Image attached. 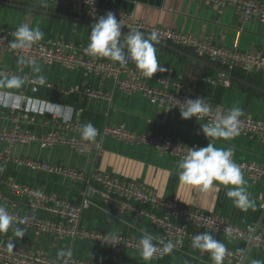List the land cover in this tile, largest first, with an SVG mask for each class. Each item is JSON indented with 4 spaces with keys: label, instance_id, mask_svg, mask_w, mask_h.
Returning <instances> with one entry per match:
<instances>
[{
    "label": "crops",
    "instance_id": "0c3cea01",
    "mask_svg": "<svg viewBox=\"0 0 264 264\" xmlns=\"http://www.w3.org/2000/svg\"><path fill=\"white\" fill-rule=\"evenodd\" d=\"M264 4V0H259ZM98 4L123 11L133 12L135 17L152 25L171 27L188 32L203 39L242 51L259 50L264 53V23L250 18L242 23L231 7L220 8L196 0H97ZM96 21L86 18L82 7L56 6L42 0H0V25L16 29L21 23L39 26L44 37L72 42L78 47L88 44L91 25ZM129 31V30H128ZM128 31L122 32L123 36ZM147 35L146 33H144ZM157 59L167 64L171 78L182 84L192 94L222 104L226 109L238 106L244 114L264 119V77L238 68L229 73V84H225V69L193 53L189 48L159 41L156 44ZM20 55L0 52V71L25 77L20 89H0V128L10 127L13 119L22 130L41 132L54 128L56 120H73L84 124L91 122L96 128L104 125H124L140 134H158L171 140L201 147L213 142L204 138L202 120L196 117L182 119L180 110L168 106L158 108L139 93L126 95L115 89L110 104L101 98L90 97L87 91H108L112 84L108 79L86 73L81 68H68L59 63L42 65L40 74L33 73L28 66L17 63ZM117 63V62H115ZM118 64V63H117ZM43 75L46 82L58 88L41 86L32 93L27 83L29 76ZM72 89V90H71ZM14 112L12 113V110ZM52 127V128H51ZM81 139L79 132L74 133ZM102 149L79 152L69 146L53 145L41 147L36 142L16 143L10 148L9 157L0 159V201L9 212L41 219H53L52 214L38 211L31 213L24 199L8 186L16 182L28 187L42 189L71 202H79L86 183L47 170L32 169L30 161H46L60 164L89 174L93 171L112 174L133 180L159 196L176 197L185 205L197 207L226 217L238 226L252 225L264 231V180L251 182L247 178V190L255 207L241 211L226 196L227 187L219 185V191L201 192L183 184L177 175L180 159L170 155L159 156L148 146L131 145L111 137L101 139ZM217 147L233 148L234 160L255 161L264 164V143L238 135L229 141L216 140ZM8 148V142L0 138V152ZM171 173V175H169ZM81 224L87 228L100 229L108 233L141 236L149 232L158 236V230L146 219L125 215L116 217L106 213L97 204L85 209ZM16 226V225H14ZM25 235L17 238L13 228L0 233V242L27 250L41 249L51 258H59L61 249H70L72 255L93 257L116 264H213L207 252L187 245L183 252H173L159 262L145 261L141 254L131 250H114L109 247H93L87 241L43 234L26 224H18ZM227 249L239 251L241 257L247 244L214 236ZM252 259L264 261V252L250 247L243 264ZM224 264H231L224 260Z\"/></svg>",
    "mask_w": 264,
    "mask_h": 264
},
{
    "label": "built area",
    "instance_id": "2783aa9c",
    "mask_svg": "<svg viewBox=\"0 0 264 264\" xmlns=\"http://www.w3.org/2000/svg\"><path fill=\"white\" fill-rule=\"evenodd\" d=\"M42 1L56 6L73 5L82 7L86 18L93 21L111 11L123 25L122 32L128 31L129 28H136L146 34L156 30L159 35V41L189 48L194 54L220 64L227 75L223 79L225 84H229V73L238 68L264 77V53L259 50L242 51L220 45L211 39L199 38L182 30L152 25L137 19L133 12L103 6L98 4L97 0H93L91 4L90 0ZM196 1L220 8L231 7L242 23L250 18H255L259 22L264 23V4L259 0ZM15 30L14 28L0 25V52H11L20 56L31 55L37 58L39 64L42 65L59 63L68 68H81L90 75L108 79L112 84L110 90L90 89L87 91L88 96L101 98L108 104L112 101L115 89L126 95L139 93L158 108L168 106L173 110H179L177 106L179 101L183 103L186 99L201 97L188 92L181 83L173 81L170 67L163 62L158 61L167 70L164 72L158 71L148 79L136 68L134 62L130 61L126 67L121 68L119 64L107 58L86 55L84 52L86 46L78 47L67 40L43 37L31 50H12L9 47V41L14 39L13 33ZM36 77L29 76L27 78V83L32 93H37L41 86L58 88V86L48 82L41 85L37 82ZM205 101L210 104L212 112L202 120L204 124L214 119L218 111L223 112L226 109L222 104L207 98H205ZM11 110L13 113L14 110ZM240 120V135L264 143V119L255 118L250 114H243ZM53 124L54 128L51 127L52 129L33 132L22 130L20 124L13 119L10 127L0 128V138L8 142V148L0 152V159L6 160L9 157L10 148L14 144L28 142H36L44 148L57 144L65 145L79 152H89L94 149L96 154H99L102 149L101 139L106 136L126 144L148 146L159 156L170 155L178 159H181L186 154L187 148L201 147L196 142L184 144L158 134L136 133L124 125H104L101 128H97L99 135L96 138V142H86L74 135V133L79 132L78 129L81 125L79 122L56 120ZM203 137L207 138L204 134ZM234 161L241 168L244 177L251 182L264 180V164L247 160ZM29 165L32 169L47 170L86 183L80 201L71 202L48 194L42 189L31 188L16 182H8L9 188L18 197L24 199L31 213L42 211L55 217L53 219H41L10 212L14 216L15 221L26 219L24 224L43 234L87 241L93 247L105 246L114 250L123 249L140 253L137 243L141 236L118 233L119 242L116 243V241L110 239L111 233L100 229L87 228L81 224L83 211L97 204L106 213L116 217L128 215L136 219H146L158 230L159 235L157 237L163 238L165 241L171 240L175 243L178 240H182L183 243L177 245L174 249L176 252H183L187 245L191 246L192 237L204 231L210 232L213 236H222L245 244L251 241V247L264 252V231L258 230L255 232V228L252 225H235L220 214L185 205L176 197L166 198L159 196L153 190L133 180L123 179L99 171L86 174L79 170L60 164H50L46 161L34 160L30 161ZM3 181L0 179V182ZM1 200H4V197L0 192ZM228 233L232 235L229 237ZM199 252L204 254V251L199 250ZM165 256L161 257L159 253H156L152 260L159 262ZM240 259L241 253L239 251L227 249L225 261L231 264H238ZM0 264L116 263H108L97 258L76 255L51 258L41 249L27 250L19 246L13 247L9 251V247L0 242Z\"/></svg>",
    "mask_w": 264,
    "mask_h": 264
},
{
    "label": "clouds",
    "instance_id": "9594fccd",
    "mask_svg": "<svg viewBox=\"0 0 264 264\" xmlns=\"http://www.w3.org/2000/svg\"><path fill=\"white\" fill-rule=\"evenodd\" d=\"M91 3L93 0H90ZM122 26L120 20L111 11L98 17L96 22L91 25L88 44L84 48L85 54L90 57L107 58L117 62L121 68L126 67L130 61L134 62L136 68L148 79L158 71H166L167 69L157 59L158 32L153 30L145 35L136 28H129L122 39ZM13 37L14 39L9 41L10 49L28 51L43 39L44 32L38 25L33 27L27 23H21L14 31ZM17 63L28 66L33 73L40 74L42 72L38 59L31 55H21ZM25 80V77L15 73L8 74L5 71H0V89H20L24 86ZM36 80L41 85L46 83L43 75H38ZM177 106L182 119H191L195 116L197 120H203L212 112L210 104L201 97L186 99L183 103L179 101ZM243 114V109L238 106L227 108L223 112L218 111L214 119L201 125L202 133L207 138H212L213 142H208L204 147L187 148L186 154L177 164L179 180L201 192L219 191L216 182L219 185L233 186L227 187L226 196L232 199L234 206L242 212L254 208L255 201L249 196L247 181L244 179L241 168L233 160V148L231 146L217 147L215 141L218 139L229 141L240 135V118ZM78 131L81 139L86 142H96L99 135V130L91 122L81 124ZM25 222L26 219L15 221L8 209L0 204V233H7L12 227L17 238L23 237L24 229L18 224ZM231 235L228 233L229 237ZM110 239L118 243V233H111ZM182 243V240L174 243L171 240L165 241L163 238L144 232L138 240L137 248L145 261H151L154 254L159 253L161 257L169 255L177 245ZM191 246L207 252L213 264H224L227 254L226 245L215 239L210 232L204 231L194 235L191 239ZM8 247L11 251L13 244L10 243ZM57 256L59 258L71 257L72 251L61 249ZM249 264H264V261L252 259Z\"/></svg>",
    "mask_w": 264,
    "mask_h": 264
},
{
    "label": "water",
    "instance_id": "95a60500",
    "mask_svg": "<svg viewBox=\"0 0 264 264\" xmlns=\"http://www.w3.org/2000/svg\"><path fill=\"white\" fill-rule=\"evenodd\" d=\"M258 229H259V225H258L257 228H255V232L258 231ZM250 247H251V241L248 242V244H247V249H246V251L244 252V254L242 255V257H241V259H240V261H239L238 264H243V262H244L245 259H246V255H247V252H248V250H249Z\"/></svg>",
    "mask_w": 264,
    "mask_h": 264
}]
</instances>
